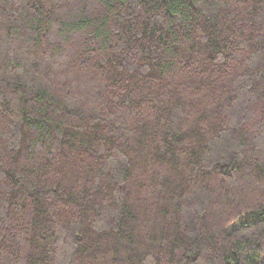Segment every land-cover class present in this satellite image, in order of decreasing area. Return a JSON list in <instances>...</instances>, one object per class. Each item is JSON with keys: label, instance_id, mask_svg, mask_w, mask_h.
Returning a JSON list of instances; mask_svg holds the SVG:
<instances>
[{"label": "trees", "instance_id": "16d2710c", "mask_svg": "<svg viewBox=\"0 0 264 264\" xmlns=\"http://www.w3.org/2000/svg\"><path fill=\"white\" fill-rule=\"evenodd\" d=\"M0 264H264V0H0Z\"/></svg>", "mask_w": 264, "mask_h": 264}]
</instances>
